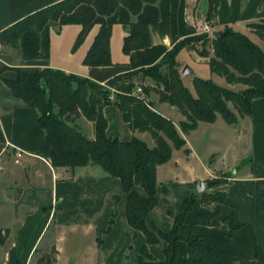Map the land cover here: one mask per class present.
<instances>
[{"label":"crops","instance_id":"1","mask_svg":"<svg viewBox=\"0 0 264 264\" xmlns=\"http://www.w3.org/2000/svg\"><path fill=\"white\" fill-rule=\"evenodd\" d=\"M58 1L62 0H0V31ZM217 3L211 31L228 28L254 41L249 25L264 20V1L217 0ZM169 4V34L160 37L153 31L148 49L125 55L121 48L127 29L122 25L112 27L110 66L89 68L78 63L88 52L97 26L88 33L78 52L70 56L75 65L66 60L54 61L53 57L17 64L18 59L15 61L8 56L0 58V64L3 68H52L94 81L112 93H129L131 73L157 64L177 41L197 35L205 22L208 0H169ZM63 27L53 30L59 34ZM75 27L80 29L78 25ZM77 34H72L75 39ZM186 54L194 57L190 56L191 67L180 58ZM176 61L182 66L180 71L183 66L193 71L192 76L181 75L184 86L186 79L192 86L194 77L205 80L210 76L209 79L215 81L206 61L194 51L181 50ZM202 66L208 67L204 76L198 74ZM12 75L11 71L0 74V264H33V256L52 245L57 251L55 264H139L142 246L147 247L154 261L163 262L166 243L159 237L158 243L147 244L145 234L129 225L127 194L119 179L109 177L98 165L89 164L73 170L50 165L52 151L38 123V111L15 98L1 81V77ZM152 95L149 101L153 104L152 109L169 118L164 109L167 104L158 103L157 97ZM251 101V116L245 128L232 127V141L237 148L234 147L231 153L225 149L218 155L211 153L209 144L213 138L199 134L204 123L200 122L189 133L180 132L185 147L181 150L172 147L170 160L156 168V206L145 222L147 229L157 236L158 231L169 233L173 226V218L166 212L162 185L170 189L168 200L177 215L183 200L195 194L197 180L216 179L218 185L207 189L206 193L223 192L233 204L220 206L216 218L220 226L195 223L196 216L208 209L200 198L186 216L185 226L214 252L220 264H264V99ZM103 115L107 120L108 137L122 142L139 138L149 146L145 140L148 134L133 133L128 123L121 119L117 106L108 105ZM78 123L80 127L86 124V135L94 140V125L83 118ZM223 129L219 127L218 138ZM152 146L154 141L151 139ZM241 146L245 151L241 152ZM15 149L25 152L17 164L14 162ZM210 154L217 157L216 160L209 161ZM134 191L147 197L141 187H135ZM230 216H233V224L238 225L232 232L223 226V220ZM178 246L177 259L183 262L188 257V246L186 242H180Z\"/></svg>","mask_w":264,"mask_h":264},{"label":"trees","instance_id":"2","mask_svg":"<svg viewBox=\"0 0 264 264\" xmlns=\"http://www.w3.org/2000/svg\"><path fill=\"white\" fill-rule=\"evenodd\" d=\"M208 3L205 20L215 21L217 0H208ZM169 8V0H62L1 30L0 47L15 49L22 61L47 60L51 29L58 31L65 25L80 26L72 47L75 51L97 26L98 31L81 63L89 68L107 67L112 65L109 43L114 25L127 29L121 49L129 55L135 50L149 48L151 31L160 37L169 34ZM249 27L262 40L263 49L243 33L228 28L219 31V37L207 34L187 37L177 41L157 64L131 73L129 93H112L94 81L52 68L30 70L17 66L4 69L13 72L12 77H1L11 94L39 113L38 123L52 151L50 165L66 170L89 164L100 166L109 177L120 180L122 190L127 194L129 225L145 234L147 244L158 243L159 237L166 243L163 262L154 261L147 247L142 246L139 264H220L200 237L187 230L185 220L200 198L208 209L196 216L195 223L219 227L216 218L220 206L233 204L223 192L192 194L183 200L175 215L168 201L170 189L162 185L166 212L173 218V226L169 233L158 231L159 236L147 229L146 217L156 206V168L170 160L172 147L181 150L185 141L169 118L162 117L152 109L150 102L132 91L133 79L136 74L153 78V84L149 86L141 83L142 91L146 97L154 94L158 103L176 107L187 118L180 123L183 130L194 129L197 122H213L216 114L228 124L235 123L236 116L228 108V101L233 102L240 114L251 116V100L264 99V20ZM195 43H200V50ZM183 49L207 59L211 74L224 77L229 84L240 82L248 88L234 93L219 87L211 79L194 77L195 94H192L182 83L180 64L176 61ZM111 104L118 107L121 119L128 123L133 133L151 134L153 148L139 138L122 142L106 135L107 120L103 110ZM81 118L94 125V140L82 131L78 123ZM135 187H141L147 197L139 196ZM212 204L215 207L211 210ZM223 226L230 232L238 227L233 224V216L226 217ZM180 242H186L188 246V257L183 262L177 259ZM56 254L53 245L43 248L33 256V264H55Z\"/></svg>","mask_w":264,"mask_h":264},{"label":"rangeland","instance_id":"3","mask_svg":"<svg viewBox=\"0 0 264 264\" xmlns=\"http://www.w3.org/2000/svg\"><path fill=\"white\" fill-rule=\"evenodd\" d=\"M132 20L134 21V18ZM212 23H213V21L208 22V21L205 20V22L202 24V26L199 29V33L197 35H195V36L199 37V36L205 35L206 33L204 34L203 32H201L202 27L205 24H207L208 27L211 29ZM78 31H80V29H78L77 27H75L73 25H67V26L63 27V30L59 34L57 32H55L53 29H51L49 31V37H50V46H49L50 47L49 48L50 56H49V58L53 57V60L57 61V62L66 60V63H69V64L71 63V65H75L74 64V60L70 59V56H73V55H75L78 52V50H77L78 48L75 51H72V47H73V44L75 42V40H74L75 36L72 35V34L75 32V35H76L78 33ZM152 32L153 31H151V33ZM253 35H254V36H252V38L254 40L253 42L255 44H257L261 49H263L262 40H260V38L254 33V31H253ZM151 37H152V34H151ZM194 46L197 49H199V50L201 49L200 43H195ZM120 47H121V42H120ZM7 56L11 57L15 61L18 59L19 62L17 60V64L22 62V60L18 56V53H17V51L15 49H12L10 47H7V48L0 47V58H4L5 59ZM190 56L193 57V55H190ZM190 56L188 54H186L184 57H180V58L183 61H186V63H188L190 65V67H191L193 65V61H192V58ZM204 61H206L205 63H208L207 59L204 60ZM78 63H81V62H78ZM17 64H15V65H17ZM188 64H186V65H188ZM79 66L80 65L78 64V67ZM181 67L182 66H180V68ZM6 68H9V67H6ZM6 68H3V66L0 64V69H1L0 72H1V74L5 75V72L7 74L8 71H10L8 69L4 70ZM200 70H201V73H198V74H200L201 76H204L205 74H207L208 67L207 66H202V67L199 68L198 71L200 72ZM142 75L143 74H136V77L133 79V81H134L133 90H135L136 85H140L141 83H143L145 86H149L150 84H153V78L151 76L150 77H142ZM213 75H214V78H215L214 79L215 81H213V82L216 85H218L219 87H223L225 89H228V90H230V91H232L234 93L241 92V91H243V90L248 88V87H246V85H244V84H242L240 82H236L235 84H231V83L229 84V83H227V81L225 80L224 77H219V76H217L215 74H213ZM208 76L209 75H207V77ZM209 77L207 79H209ZM207 79H205V80H207ZM185 86L192 91V94H195L193 87L189 84L187 79L185 81ZM151 96H153L152 93L149 94L146 97L147 102L150 101ZM151 105H152V108H153V104L152 103H151ZM227 106L230 109V111L234 114V116H236V122L235 123L228 124L222 116L216 114L215 115L216 118H215V120L213 122H210V123L201 122V123H204V124H202V128L199 131V134L200 133H205L206 136H208V137L210 136V138H213V140L211 141V143L209 145H210V148L212 149L211 153H214V154L216 153L217 155L220 154L221 151L224 150V149L231 153V152H233L234 147L237 148V146L234 145L233 141H232V134H233L232 133L233 132V130H232L233 128L232 127H234L235 129H237V128L239 129L240 126L245 128V125H246V123L248 121V117H250V116H247V115L240 114L238 112L237 108L235 107V105L233 104V102L228 101L227 102ZM164 109L167 110V112H168L167 116H169V119L171 118L170 120L173 122V124H174L175 128L177 129V131L179 132V134H180V132H182V134H186V133H189L190 131L195 130V128L200 123V122H197L196 126L192 130H183L181 125H180V123L184 122V121H187V118H185V116H183L181 113H179V111H178V109L176 107L171 106L170 104H167L164 107ZM213 123H215V124H213ZM219 127L224 128L223 129L224 132H223L222 135H220V138H218L216 136V135L220 134L219 133L220 131L218 130ZM81 128H82V131L86 135L87 134V130H88L86 124L83 123L81 125ZM140 133L148 134V135L145 136V140L148 142L149 147H151V139L153 140V138L151 137V134L147 133V132H140ZM212 135H214V136H212ZM180 136H181V134H180ZM170 146L172 147L171 143H170ZM241 150H242L241 152H243V151H245V148L243 146H241ZM216 158L217 157L213 158V156H211V154H210L208 160L209 161L211 159L212 160H216ZM241 158H246V156L245 157L241 156ZM209 182L210 183L213 182L214 184L208 190H211V188L215 187V185H218V182H217L216 179L211 180ZM212 192H216V191H212ZM168 201H170V199ZM170 203H171V201H170ZM172 206H173V204H172ZM214 207H215V205H212V207L210 209L212 210Z\"/></svg>","mask_w":264,"mask_h":264},{"label":"water","instance_id":"4","mask_svg":"<svg viewBox=\"0 0 264 264\" xmlns=\"http://www.w3.org/2000/svg\"><path fill=\"white\" fill-rule=\"evenodd\" d=\"M220 32H212V37H219L220 36ZM193 71L190 70V68L188 66H183V68L180 71V75H182L183 77L185 76H192ZM214 183L213 182H207V181H201V180H197L196 184H195V193L196 194H202L204 192L207 191V189H209Z\"/></svg>","mask_w":264,"mask_h":264},{"label":"built area","instance_id":"5","mask_svg":"<svg viewBox=\"0 0 264 264\" xmlns=\"http://www.w3.org/2000/svg\"><path fill=\"white\" fill-rule=\"evenodd\" d=\"M201 32H203L204 34L206 33L209 37H212V32L213 31H211V29L208 27L207 24H205L202 27ZM134 91H135L134 92L135 94L141 96L142 99L146 100V96H145L144 92L142 91L141 84L140 85H136V88H135ZM14 152H15V160H14V162L17 164V163H19V160L22 158V156L25 154V152H23V151H21L19 149H15Z\"/></svg>","mask_w":264,"mask_h":264}]
</instances>
